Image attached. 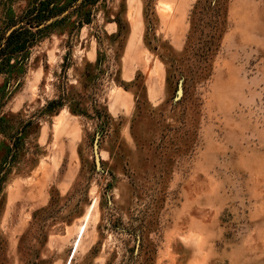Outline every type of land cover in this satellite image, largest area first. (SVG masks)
<instances>
[{"label": "rangeland", "instance_id": "obj_1", "mask_svg": "<svg viewBox=\"0 0 264 264\" xmlns=\"http://www.w3.org/2000/svg\"><path fill=\"white\" fill-rule=\"evenodd\" d=\"M69 257L264 264V0H0V264Z\"/></svg>", "mask_w": 264, "mask_h": 264}, {"label": "bare ground", "instance_id": "obj_2", "mask_svg": "<svg viewBox=\"0 0 264 264\" xmlns=\"http://www.w3.org/2000/svg\"><path fill=\"white\" fill-rule=\"evenodd\" d=\"M91 215H92V214H91ZM81 231H82V235H81V239H80L79 243L77 244V247L80 246V244H81V240H82L83 235H84V232H85V228H83V226H81V228H80V230H79V235H80ZM72 260H73V259L70 260V257H69L68 260H67V262H66V264H72Z\"/></svg>", "mask_w": 264, "mask_h": 264}]
</instances>
